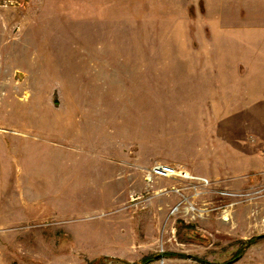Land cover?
Here are the masks:
<instances>
[{"label": "rangeland", "instance_id": "374dc122", "mask_svg": "<svg viewBox=\"0 0 264 264\" xmlns=\"http://www.w3.org/2000/svg\"><path fill=\"white\" fill-rule=\"evenodd\" d=\"M204 8V0H0V264H164L171 252L202 264L242 255L264 264V237L255 238L264 235V169L226 189L241 198L213 193L220 182L196 195L180 181L188 198L156 205L150 166H137L160 156L204 171L208 157L227 164L240 145L171 123L197 106L213 112L212 99L196 94L218 86L203 59L225 50L211 51ZM257 65L264 75V61ZM261 103L264 93H253L255 121H264ZM262 138L245 139L259 164ZM164 180H154L160 193L175 195ZM158 205L166 213H151ZM121 209L120 229L137 240L132 259L86 253L81 245L95 240L80 234L94 237ZM212 216L216 232L205 225Z\"/></svg>", "mask_w": 264, "mask_h": 264}, {"label": "crops", "instance_id": "0c3cea01", "mask_svg": "<svg viewBox=\"0 0 264 264\" xmlns=\"http://www.w3.org/2000/svg\"><path fill=\"white\" fill-rule=\"evenodd\" d=\"M204 2L207 33L211 36L209 39L214 41V43L209 41V47L211 51L212 47L215 49L224 48L225 50V54L222 56L211 55L203 59L206 62L203 65L211 66L209 72H213V82L217 83L218 86L211 89V91L206 90V94H196V98L198 99L200 97L212 99L211 108H213V112H204L205 107L197 106L194 108V111L197 112L193 113L194 115L190 114L188 119L185 117L179 119L178 117L172 120L171 123L173 128L184 127V130L185 127L189 126H195L194 128L199 129L208 128L210 132L216 133L217 141L214 140L216 144L221 139H224V142L233 144L239 142L240 145L235 147V153H232L231 157L227 158L230 159L227 164H225V156H215V158L206 156L209 161H213V165H208L207 168H204V171H196L195 169H191V172L187 169L186 171L200 177H206L211 181L220 182V189H227L229 186H232L231 188H240L242 185H245L242 176L250 172L252 173L254 170L259 171V169H264V167H261L264 166V162L259 164L256 150L253 149L251 151L250 149L253 146L251 144V146H248L249 144L245 143L246 136L250 132L257 131L261 138L264 137V121H255V106L253 105V93H264V83H262L264 82V75L257 71L258 62L264 61V0H204ZM228 51L231 54H227ZM200 61L202 60L200 59ZM225 73L228 74L227 77H224ZM202 103L206 105L205 100ZM256 108H264V103H261ZM239 111L245 113L238 114ZM220 126L223 127L224 130H222L225 132L219 129ZM255 127H257V130H255ZM203 141H206L205 136ZM207 142H202V144L208 147L206 145ZM249 143L253 142L250 140ZM193 154L196 156V152H192ZM192 159L193 161L200 160V157L194 158L192 156ZM155 163H169L175 166L181 162L171 157L164 159L160 156H154L143 161L140 165L137 164V166L141 168L151 167ZM186 168L188 167L186 166ZM228 176L237 178L239 184L228 183ZM176 180L178 179L168 178L164 180L165 187L172 186V191L175 194L168 196L160 193L162 191H160L161 186H159V182H155L154 180L150 182L154 188L156 187L154 195L155 199L158 198L159 200V202H155L156 205L168 203L169 200L174 201L177 198L179 199L178 203H180L184 199L183 197L188 198L189 194L187 195L184 189V183L178 180L180 183L177 184L176 182L178 181ZM145 181H147L146 177ZM164 189L162 188V190ZM176 189H180V193H177ZM151 210L153 214L166 213L164 205H158L154 207V210ZM260 212H262L261 209L259 210V214H261ZM121 213H123L122 209L113 212L112 214L114 215L105 220L106 222L100 221L102 231L96 232L93 235L94 237L89 232L85 234L81 233V239L89 236L90 239L95 240L96 246L92 248L93 244L87 242L85 246L81 245V248L86 253L89 252L90 255L92 252L93 254L96 252L97 255L95 257L112 258L119 263H122L120 260L123 258L132 259V255H135V252H132V250H135L138 246L137 240L134 233L129 234L128 231L120 229L121 224L124 225L125 223L117 221V219L123 216ZM219 223L220 218L212 216L206 219L205 225L211 226L214 229V225H218ZM109 224L115 227L111 231L104 230ZM183 226L188 227L190 225L185 223ZM162 256H164V264H202L197 260H192L190 256H188V260L183 261L182 256L172 252L166 255L162 254ZM91 258H93V255ZM243 258L244 255L240 259L226 264H260L259 262H243L241 261Z\"/></svg>", "mask_w": 264, "mask_h": 264}, {"label": "built area", "instance_id": "2783aa9c", "mask_svg": "<svg viewBox=\"0 0 264 264\" xmlns=\"http://www.w3.org/2000/svg\"><path fill=\"white\" fill-rule=\"evenodd\" d=\"M264 154V153H262ZM146 180L147 182H151L153 180H156V178H163V179H168V178H176L178 180H181L183 182H187L188 186L186 188L193 190L194 192H197V194H205L207 191L211 192L213 185L216 184L215 181H211L206 177H198L194 175H190L188 172L182 170V169H177L175 166L167 163H155L153 166H151L147 171H146ZM177 193H180V189H176ZM213 193L215 194H220L222 197H229L233 196L236 198H241L245 194L243 193H235V192H227L226 189H214L212 190ZM194 208V207H193ZM179 207L178 205L175 210H178ZM1 261V258H0ZM161 261H164V257L161 258Z\"/></svg>", "mask_w": 264, "mask_h": 264}, {"label": "trees", "instance_id": "16d2710c", "mask_svg": "<svg viewBox=\"0 0 264 264\" xmlns=\"http://www.w3.org/2000/svg\"><path fill=\"white\" fill-rule=\"evenodd\" d=\"M262 237H264V235L255 236L256 239H257V238H262ZM255 238H251L249 244H252L253 242H255ZM176 255H179V254H176ZM179 256H180V255H179ZM240 256H241V255L237 256V258H239ZM145 260H146L145 263H148V262H150V261H153V260L150 259V258L145 259ZM145 263H144V264H145ZM203 263H204V264H210L209 262L207 263V262H205V261H203Z\"/></svg>", "mask_w": 264, "mask_h": 264}, {"label": "bare ground", "instance_id": "6f19581e", "mask_svg": "<svg viewBox=\"0 0 264 264\" xmlns=\"http://www.w3.org/2000/svg\"><path fill=\"white\" fill-rule=\"evenodd\" d=\"M187 208H190L188 211H185V213H188L189 211H193V207L192 206H189V207H185L184 210H186Z\"/></svg>", "mask_w": 264, "mask_h": 264}]
</instances>
